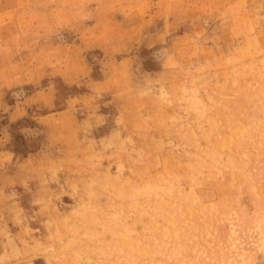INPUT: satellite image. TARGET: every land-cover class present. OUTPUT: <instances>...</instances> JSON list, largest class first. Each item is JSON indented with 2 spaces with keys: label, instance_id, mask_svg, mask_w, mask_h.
I'll return each mask as SVG.
<instances>
[{
  "label": "rangeland",
  "instance_id": "rangeland-1",
  "mask_svg": "<svg viewBox=\"0 0 264 264\" xmlns=\"http://www.w3.org/2000/svg\"><path fill=\"white\" fill-rule=\"evenodd\" d=\"M0 264H264V0H0Z\"/></svg>",
  "mask_w": 264,
  "mask_h": 264
}]
</instances>
